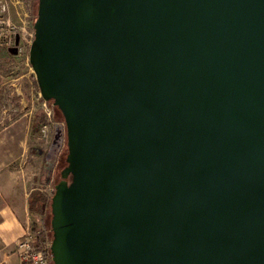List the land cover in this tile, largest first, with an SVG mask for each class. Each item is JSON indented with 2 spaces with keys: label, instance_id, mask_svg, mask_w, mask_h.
<instances>
[{
  "label": "water",
  "instance_id": "1",
  "mask_svg": "<svg viewBox=\"0 0 264 264\" xmlns=\"http://www.w3.org/2000/svg\"><path fill=\"white\" fill-rule=\"evenodd\" d=\"M36 18L71 175L54 264H264V0H39Z\"/></svg>",
  "mask_w": 264,
  "mask_h": 264
},
{
  "label": "crops",
  "instance_id": "2",
  "mask_svg": "<svg viewBox=\"0 0 264 264\" xmlns=\"http://www.w3.org/2000/svg\"><path fill=\"white\" fill-rule=\"evenodd\" d=\"M0 54L5 58L20 56L3 47ZM20 64L17 67L21 71L15 75H0V244L3 248L13 246L33 220L31 200L37 193H48L57 165L49 162L48 149H39L40 141L48 143L39 134L42 119L38 112L45 99L28 61ZM46 171L48 175L44 179Z\"/></svg>",
  "mask_w": 264,
  "mask_h": 264
},
{
  "label": "rangeland",
  "instance_id": "3",
  "mask_svg": "<svg viewBox=\"0 0 264 264\" xmlns=\"http://www.w3.org/2000/svg\"><path fill=\"white\" fill-rule=\"evenodd\" d=\"M38 5L39 0H15L14 4L11 5V14L13 19L18 23H22V20L26 22L27 28L29 31L34 29L35 20L38 16ZM5 48V47H3ZM29 49L25 50L24 55L18 56V58L13 57H7L5 58V55L0 54V75H15L18 71H21V69H18L19 66H21V61H27V56H29ZM18 66V67H17ZM30 69L33 71L32 65L30 63L29 65ZM34 77L35 73L33 71ZM36 79V77H35ZM37 81V80H36ZM39 87V86H38ZM40 89V88H39ZM27 96V93H26ZM50 109L53 113V119L55 125L51 128V136L48 143L39 142V149L47 150L49 149L50 145H52V141L54 139V133L56 131V127H61L63 130V140L60 147V156L61 159L60 162H57L56 165V173L54 175V180L52 181L50 187H48V200L47 205L42 213H34L33 214V220L31 221V224H33V221L37 222L39 227L42 229H45V232L47 234V243H51L53 240V229L51 225L52 220V195L54 194L56 190V185L61 180H70L69 176L67 178H64L62 176L64 168L67 166V155H68V143H67V129H66V123L64 116L59 110L58 106L54 104L53 100L48 101L47 106L42 105L41 109L38 112L39 117L42 119L41 123L45 121L46 117V111ZM18 113V112H17ZM41 123L39 124V132L41 128ZM41 134V133H39ZM47 171L44 176V179L47 177ZM50 193V194H49ZM51 196V197H50ZM18 261L16 253H15V244L13 246H9L7 248H3L0 244V264H16ZM18 264V263H17ZM51 264H54V261L52 260Z\"/></svg>",
  "mask_w": 264,
  "mask_h": 264
},
{
  "label": "built area",
  "instance_id": "4",
  "mask_svg": "<svg viewBox=\"0 0 264 264\" xmlns=\"http://www.w3.org/2000/svg\"><path fill=\"white\" fill-rule=\"evenodd\" d=\"M15 0H0V47L10 49L16 46L18 55H24L25 50L29 49L35 38V29L29 31L26 22L18 24L12 17L11 5ZM17 37L19 42L17 43ZM30 65L29 56H27ZM48 101L44 104L47 106ZM45 121L41 123L40 133L44 140L49 141L51 136V128L55 125L53 113L50 109L46 111ZM42 229L40 227L33 228L29 223L25 232L20 235L15 242V253L18 264H51L52 252L51 243H47V239L40 244Z\"/></svg>",
  "mask_w": 264,
  "mask_h": 264
},
{
  "label": "trees",
  "instance_id": "5",
  "mask_svg": "<svg viewBox=\"0 0 264 264\" xmlns=\"http://www.w3.org/2000/svg\"><path fill=\"white\" fill-rule=\"evenodd\" d=\"M36 83H37V81H36ZM37 85H38V83H37ZM47 200H48V194L45 192H40V193H37L36 195H34L32 200H31V203H30L31 211L33 212V214L34 213H42L44 211L46 205H47V203H46ZM32 226L35 229L39 227L38 223L35 221H33ZM46 239H47V234L45 232V229H42L40 244H43V242H45Z\"/></svg>",
  "mask_w": 264,
  "mask_h": 264
},
{
  "label": "flooded vegetation",
  "instance_id": "6",
  "mask_svg": "<svg viewBox=\"0 0 264 264\" xmlns=\"http://www.w3.org/2000/svg\"><path fill=\"white\" fill-rule=\"evenodd\" d=\"M60 148L57 145H51V147L47 150V157L49 162L53 165L54 163L57 164V162H60L61 159L60 156ZM71 178V175L69 176Z\"/></svg>",
  "mask_w": 264,
  "mask_h": 264
}]
</instances>
